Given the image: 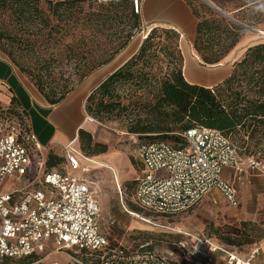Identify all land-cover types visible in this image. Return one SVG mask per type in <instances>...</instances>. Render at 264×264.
I'll return each instance as SVG.
<instances>
[{
	"label": "trees",
	"instance_id": "16d2710c",
	"mask_svg": "<svg viewBox=\"0 0 264 264\" xmlns=\"http://www.w3.org/2000/svg\"><path fill=\"white\" fill-rule=\"evenodd\" d=\"M43 1L49 4L54 19L64 20L65 34H69L80 19L81 24L90 26L88 35H83L84 39L79 42L81 52L73 50L70 42L65 44L69 49L65 56L67 60L78 57L79 53L81 60L98 55L92 65L84 63L82 72L76 76H52L50 72L43 75L41 70L56 67L60 60L50 58L27 62L0 43L1 51L28 75L38 92L53 105L92 70L109 62L127 45L133 29L138 26V13L134 12L130 0L103 4L78 0ZM0 2L15 3L14 11L23 23L38 20L48 25V19L39 6L41 0ZM82 2L101 6L98 11L86 10ZM191 10L197 18L193 47L204 63L219 62L237 44L244 29L205 3H199L198 7L192 5ZM56 26L52 24L50 29ZM110 29L111 32H107ZM113 33L123 39L107 44V48H101L100 43L95 42L97 37L106 39ZM179 40L180 33L175 28L152 26L137 50L87 95L84 109L88 116L100 122H126V130L139 142L157 140L180 146L183 138L178 133L193 126H203L220 131L239 158L264 152V41L247 46L243 54L233 61L229 75L209 87L185 79ZM77 139L81 150L89 149L92 136L88 130L79 129ZM134 143L137 147L138 142ZM94 146L96 149L92 154L105 152L104 144L95 143ZM62 160V157L48 152L46 167L56 166ZM134 186L135 180L132 190ZM84 260L88 261V258L84 257Z\"/></svg>",
	"mask_w": 264,
	"mask_h": 264
},
{
	"label": "rangeland",
	"instance_id": "374dc122",
	"mask_svg": "<svg viewBox=\"0 0 264 264\" xmlns=\"http://www.w3.org/2000/svg\"><path fill=\"white\" fill-rule=\"evenodd\" d=\"M56 1L52 0L53 3ZM208 1L220 8L230 21L238 22L236 24L244 29L237 44L219 62L224 61L225 58L236 60L247 46L264 41V33H262L264 32V0ZM199 3L207 4L203 0H142L141 11L138 13V26L133 29L127 45L112 60L115 59L117 64L124 61L137 50L152 26L170 27L172 20L185 12L190 24L179 40L183 57L196 56L200 66L204 68L210 66L211 64L203 62L193 47L194 32L190 31L197 22L191 13V6L198 7ZM81 4L86 10L98 11L101 6L86 2ZM14 6L15 3L0 2V43L7 49H12L20 60L27 62L50 58L60 60V64L56 67L47 71L41 70V74L46 75L50 72L52 76L69 74L76 76L82 72L84 63L92 65L98 59V55H93L81 60L80 53L76 58L70 60L65 58L69 52L65 44L70 42L73 50L81 52L82 46L79 42L83 35L86 36L90 32V26L81 24V19L76 27L70 29L69 34H65L64 20L52 17L47 1L41 0L39 6L48 19V25L38 20L35 23H23L17 18ZM198 9L200 13H204L200 7ZM52 24H57L55 29H50ZM250 27L258 28L262 32H256ZM122 39V36L113 33L106 39L97 37L95 42H99L101 48H107V44H115ZM21 73L32 83L26 73L22 71ZM84 103L77 111V123L81 119L84 121L82 128L91 133V145L86 151L81 150L79 139L72 145L78 146L83 156L92 157L101 163L109 164L101 160L102 155L115 154L117 158L113 163L118 171L121 170L126 175L124 178L118 176L117 187L107 166L84 160L81 156L82 166L73 171L78 179L91 184L100 208L98 226L107 236L111 246L136 249L144 245L180 264H236V259L238 264H264V183L257 185L259 192L256 195L246 194V198L237 206L230 205L220 192L212 191L195 206L178 214L160 215L142 210L132 200L133 181L137 176L139 164L135 152L134 134L126 130V122H100L91 116L89 117L93 119L92 122L85 120L88 114L85 112ZM9 114L7 117L0 116V130L9 129L14 122L22 125L23 117L26 115L19 108L11 109ZM142 140L152 139L142 138ZM95 143L104 144L105 152L92 154L96 149ZM255 158L264 162V152H257ZM241 159L247 166L246 157L242 156ZM14 183L20 185L18 182ZM12 185L10 182L9 186ZM130 211L139 216L130 214ZM231 255L235 259L230 260ZM84 257L80 255L79 259L86 262ZM6 264L78 263L71 260L67 254L47 246L45 252L40 255Z\"/></svg>",
	"mask_w": 264,
	"mask_h": 264
},
{
	"label": "built area",
	"instance_id": "2783aa9c",
	"mask_svg": "<svg viewBox=\"0 0 264 264\" xmlns=\"http://www.w3.org/2000/svg\"><path fill=\"white\" fill-rule=\"evenodd\" d=\"M78 1L103 4L123 0ZM130 1L139 13L142 0ZM178 134L183 138L180 146L157 140L139 142L134 136L140 168L132 200L143 209L174 215L216 189L236 206L235 189L222 176L225 167L239 160L228 139L203 126ZM72 144L64 146L63 161L57 167L47 168L44 147L35 133L16 124L0 130V264L40 255L47 246L78 264H180L144 245L136 249L110 245L98 226L100 208L90 184L73 174L82 166L83 156ZM245 160L251 170L264 168V162L255 156ZM8 178L22 185L6 190ZM80 255L88 261H81Z\"/></svg>",
	"mask_w": 264,
	"mask_h": 264
},
{
	"label": "crops",
	"instance_id": "0c3cea01",
	"mask_svg": "<svg viewBox=\"0 0 264 264\" xmlns=\"http://www.w3.org/2000/svg\"><path fill=\"white\" fill-rule=\"evenodd\" d=\"M192 15L194 16L193 13ZM187 19L188 16L185 12H182L181 16L177 15V17L172 20L170 27L172 26L178 30L180 36L183 37L187 25L190 24ZM196 24L190 29V31L192 30V32H194V35ZM223 58L221 60H223ZM112 59L91 71L60 102L50 105L34 85L26 80V77L22 75L19 68L0 49V116L7 117L10 115L9 111L11 109L19 108L26 113V115L23 117L22 125L18 122H14L13 124L20 126L22 130L35 133L39 142L44 147L45 155L48 152H52L63 158L64 146L70 141H73V144H75L78 138V130L82 128L84 122L81 119V121L77 123L78 109L82 106L83 102H85L87 95L92 89L126 60L117 64L116 60ZM197 61L196 56L188 58L183 57V74L185 79L192 83L211 87L223 81L229 75L234 59L225 58L224 61L213 63L205 68L200 66ZM85 120L89 122L93 121L89 116H86ZM73 146L74 148H78L76 145ZM77 148L75 149L80 153L79 148ZM80 155L82 154L80 153ZM101 157L102 161L108 162L109 164L95 161L92 157L83 156L84 160L93 161L100 166H107L118 187V176L124 178L126 175L125 172L121 170L118 171L117 166L113 163L117 156H115V154H104ZM139 168L140 163L138 164V169ZM222 176L234 187L238 205L242 199L246 198V194L254 196L259 192L257 185L264 183V168L260 170H251L246 164H243L242 159L240 160L239 158L237 164L223 169ZM10 182L13 184L11 187L9 186ZM14 182L17 181L8 178L5 181L4 188L10 190L22 185L21 182H18L20 185H15ZM212 191L218 190L212 189L206 195Z\"/></svg>",
	"mask_w": 264,
	"mask_h": 264
},
{
	"label": "water",
	"instance_id": "95a60500",
	"mask_svg": "<svg viewBox=\"0 0 264 264\" xmlns=\"http://www.w3.org/2000/svg\"><path fill=\"white\" fill-rule=\"evenodd\" d=\"M204 2H206L207 4H209L211 7H213L215 10H217L218 12H220L221 14L225 15V13L220 9L218 8L216 5H214L213 3H211L210 1L208 0H203ZM235 22V21H234ZM235 23H238V22H235ZM248 27V26H247ZM249 28V27H248ZM252 30L256 31V32H260V29L258 28H254V27H250Z\"/></svg>",
	"mask_w": 264,
	"mask_h": 264
},
{
	"label": "bare ground",
	"instance_id": "6f19581e",
	"mask_svg": "<svg viewBox=\"0 0 264 264\" xmlns=\"http://www.w3.org/2000/svg\"><path fill=\"white\" fill-rule=\"evenodd\" d=\"M261 32H262V31H261ZM262 33H264V32H262ZM130 214L135 215V216H136V215L139 216L138 214H136V213H134V212H131V211H130ZM246 264H247V263H246Z\"/></svg>",
	"mask_w": 264,
	"mask_h": 264
}]
</instances>
